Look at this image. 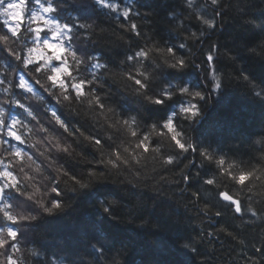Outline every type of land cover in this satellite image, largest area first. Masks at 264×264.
<instances>
[{
	"label": "snow or ice",
	"instance_id": "snow-or-ice-1",
	"mask_svg": "<svg viewBox=\"0 0 264 264\" xmlns=\"http://www.w3.org/2000/svg\"><path fill=\"white\" fill-rule=\"evenodd\" d=\"M89 2L128 19L127 28L123 24L121 28L143 44L128 40L122 58L113 65L90 51L89 45L111 47L116 41L107 39L95 21L62 19L66 0H0V63L4 65L0 70V264H53L36 244L37 222L45 215L56 216L70 209L75 201L68 199V193L79 197L101 183L141 187L149 160L151 171H160V179L166 183L191 185L199 180L200 187L192 196L199 201L202 192L213 194V198L204 199L201 211L205 215L224 219L228 212L233 219L244 221L247 217L250 224L259 220L264 225V134L250 141L248 160H241L243 167H239L229 162V153L194 140L187 131L200 123L205 106L223 87L216 66V45L210 46L205 61L196 64L188 43L147 38L143 24L130 20L129 8L121 12L112 0H82L85 7ZM184 3L188 9H201L195 15L204 29L217 28L221 0H205L204 5L197 0ZM208 5L211 15L207 14ZM174 20L173 16L170 23ZM204 35V30L199 34L193 31L185 39L200 40ZM116 40L124 42L125 37L116 36ZM258 47L264 49V42ZM245 50L257 54L255 47L245 46ZM259 54L264 59V51ZM189 69L202 72L207 87L196 88L178 78ZM240 78L264 100V84L256 83L243 71ZM33 81L55 97L67 115L46 107ZM108 82L116 84L117 90L113 91ZM128 99L135 110L125 109L122 102ZM173 106L171 114L156 119L147 115L151 108ZM12 107L30 118L28 124L11 113ZM66 116L81 118L89 127L85 123L77 127ZM34 135L41 138L28 144V138ZM26 144L33 149L44 145L46 151L38 153L43 160L38 162L20 147ZM85 144L94 150L93 159L77 151ZM46 152L59 155L53 159ZM74 153L87 165L78 173L58 163L73 159ZM163 172H175L180 179L169 181ZM32 173L39 174L40 179ZM220 177H227L225 183L231 185L228 190L218 183ZM98 203L103 213L113 216L119 202L112 199ZM127 211L135 214L136 209ZM227 234L231 236L232 232ZM105 239L97 240L99 248L92 245L101 259H105ZM180 247L197 252L191 242ZM121 257L119 250L105 264H123ZM60 264L76 262L66 259ZM91 264L98 261L93 259Z\"/></svg>",
	"mask_w": 264,
	"mask_h": 264
},
{
	"label": "trees",
	"instance_id": "trees-1",
	"mask_svg": "<svg viewBox=\"0 0 264 264\" xmlns=\"http://www.w3.org/2000/svg\"><path fill=\"white\" fill-rule=\"evenodd\" d=\"M112 2L119 5L121 12L126 7L131 10L130 20L143 24L147 38L161 43L165 40L188 43L191 59L196 64L205 61V54L210 46L216 45L215 54L219 56L216 66L220 69L223 87L205 106L204 118L200 123L187 131L194 140L205 145L211 144L219 151L229 153V162L243 167L240 161L248 160V144L264 134V100L258 98L240 78L243 71L256 83L264 84V59L259 54L264 49L258 47L264 42V0H221V13L214 30L204 29L195 15L201 9H188L184 0ZM197 3L204 5L205 0H197ZM207 14H212L210 5L207 6ZM173 16L175 20L170 23ZM61 18L76 19L78 22L86 18L103 28L106 38L116 41V44L105 47L93 43L89 45V49L113 65L122 58L128 40L133 44H143V41L125 31L130 22L128 19L90 2L85 7L82 0H66ZM121 24L125 28H121ZM201 30L205 31V35L200 40L185 39L190 32L199 34ZM121 35L125 37L124 42L116 40V36ZM245 46L257 48V54L248 53ZM3 67L0 63V70ZM178 78L196 88L208 85V81L203 79V73L192 69L178 74ZM108 86L113 91L117 90L116 84L108 82ZM34 87L43 97L46 107L58 114L67 115L65 107L57 103L55 97L38 85L34 84ZM24 102L28 103L27 100ZM122 103L125 109L135 110L130 99ZM173 110L174 106L169 109L151 108L147 115L156 119ZM11 113L28 124L30 118L22 110L12 107ZM65 118L77 127L85 123L83 119L75 116ZM41 119H45L43 115ZM181 126L186 127L183 122ZM85 127L89 125L85 123ZM40 138L39 135L29 137L28 144H33ZM20 147L34 155L38 162L43 160L38 153L46 151L44 145H37L36 149L28 147L27 144ZM77 151H82L88 159L94 157V150L86 144ZM46 155L56 159L59 154L46 152ZM73 157L67 161L58 160V163H64L65 168L74 173L87 167L75 153ZM193 158L195 159V155ZM151 167L149 160V169L145 170L141 187L125 183H101L90 193L79 197L68 193V199L75 201L70 209L56 216L45 215L37 222V232L34 234L36 244L53 264H60L61 260L66 259L74 260L76 264H84L85 261L91 264L93 259L98 264H105V260L119 250H122L123 264H253V261L264 264V225L259 220L250 224L247 217L244 221L236 220L228 212H225L224 219L211 213L205 215L201 211L204 199L213 198V194L202 192L201 199L197 201L192 193L200 187L199 180H194L191 185L166 183L160 179L161 172H152ZM28 171L32 172L31 169ZM191 171L194 174L195 167ZM32 174L37 176V180L40 179L39 174ZM163 175L169 181L180 179L175 172H163ZM226 181L227 177L218 179L224 190L231 187ZM181 188L184 191H180ZM112 199L119 202L114 207V217L103 213L98 203L99 200ZM130 207L136 209L135 214L127 211ZM220 228H226L227 231L221 232ZM227 232H232V235L229 236ZM100 237L106 238L105 259H101L96 251L100 246L97 243ZM185 242H191L197 252L192 253L180 247ZM93 244L96 248L92 247ZM256 248L261 251L257 252Z\"/></svg>",
	"mask_w": 264,
	"mask_h": 264
},
{
	"label": "rangeland",
	"instance_id": "rangeland-1",
	"mask_svg": "<svg viewBox=\"0 0 264 264\" xmlns=\"http://www.w3.org/2000/svg\"><path fill=\"white\" fill-rule=\"evenodd\" d=\"M50 38V37H49ZM9 123H10V121H9Z\"/></svg>",
	"mask_w": 264,
	"mask_h": 264
}]
</instances>
